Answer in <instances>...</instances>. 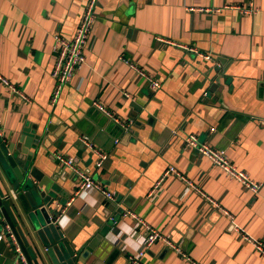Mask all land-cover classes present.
Listing matches in <instances>:
<instances>
[{
    "label": "crops",
    "instance_id": "obj_1",
    "mask_svg": "<svg viewBox=\"0 0 264 264\" xmlns=\"http://www.w3.org/2000/svg\"><path fill=\"white\" fill-rule=\"evenodd\" d=\"M86 3L0 0V76L27 97L0 81V136L8 144L40 133L36 163L70 193L64 204L55 200L51 230L18 220L30 257L60 264L61 241L73 252L90 244L84 264H127L137 250L143 264H264L243 239L264 242V0H97L85 62L51 102L54 36H73ZM188 134L223 150L258 192L184 147ZM84 137L93 149L81 150ZM57 154L71 156L114 199L99 188L76 195L81 179ZM170 166L194 187L169 174L149 196ZM0 174L8 193L1 166ZM128 211L181 253L160 238L144 246L146 229ZM0 235L1 259L15 257V240L6 228Z\"/></svg>",
    "mask_w": 264,
    "mask_h": 264
},
{
    "label": "built area",
    "instance_id": "obj_2",
    "mask_svg": "<svg viewBox=\"0 0 264 264\" xmlns=\"http://www.w3.org/2000/svg\"><path fill=\"white\" fill-rule=\"evenodd\" d=\"M97 0H87L85 9L81 16L80 21L78 22L75 32L71 38L62 37L59 34L54 36V52H55V61L52 69V76L55 79L54 90L51 95V102H55L58 98L62 87L67 84L73 78L75 72L84 64L85 62V48L88 41L89 33L95 18V6ZM243 12H250L248 7L240 8ZM189 50L196 51L195 48L186 47ZM0 81L4 83L11 92L16 94L21 99H27V97L20 92V90L11 82H9L3 76H0ZM148 82L151 88L159 87L158 80H154L148 77ZM94 105L98 106L101 110L107 113L110 118H112L116 122H120L124 125V122L119 118L115 117L114 114L107 112L105 108L101 106V104L94 101ZM1 132V126H0ZM84 146L88 149H93L94 145L87 138H81ZM184 147H191L196 149L199 153L204 155L208 160L212 163L219 166L226 176L231 179L237 181L244 188H247L252 193L258 192L260 185L255 182L245 171L237 168L226 156L223 150L214 148L207 143H202L198 140L197 136L194 134H188L184 137ZM99 154V158L96 161V166H101L102 161L104 159V154L100 151H97ZM56 158L66 167H68L73 173L77 175L78 178L81 179L78 188L75 190V194H81L87 190H91L93 188H100L99 184L93 179V177L85 171L83 168L77 166L76 162L71 156H63L61 154H57ZM169 174H175L182 180L186 181L188 186H193L191 181L187 180V178L177 170L176 167L170 166L165 169L159 178L154 182L152 188L149 190V196H156L161 190V183ZM194 187V186H193ZM12 195L15 196L14 192L11 191ZM101 193L106 200H113L114 194L106 189H101ZM128 214L134 219L144 226L146 229L147 235L143 241L144 246H149L158 238L163 239L168 245L173 247L175 250L181 253L179 246H176L168 237L163 236L158 230L153 228L150 224L145 222L142 218L137 216L133 211H128ZM6 232L10 236L11 239H14L13 234L10 232L9 227H6ZM2 239V235H0V240ZM243 239L251 242L253 246L264 254V242L260 240H254L250 236L243 234ZM16 242V241H15ZM17 244V243H16ZM18 246V245H17ZM17 257H19L24 263L25 259L20 252L19 247H17ZM183 255V254H182ZM142 256V251L137 250L135 254H132L128 258L127 264H143L140 260ZM26 264V263H25ZM195 264V263H191ZM197 264V263H196Z\"/></svg>",
    "mask_w": 264,
    "mask_h": 264
},
{
    "label": "water",
    "instance_id": "obj_3",
    "mask_svg": "<svg viewBox=\"0 0 264 264\" xmlns=\"http://www.w3.org/2000/svg\"><path fill=\"white\" fill-rule=\"evenodd\" d=\"M118 126L121 127L120 125ZM121 129L124 131L123 127ZM41 138V134L37 133L31 137L30 142L20 138L19 141L23 144H20V142H9L6 144L3 141V136H0V166L12 187L10 192H4L6 185L0 174V232L9 227L26 264H39V262L37 259L30 257L31 251L21 232L18 220L24 221V217L27 216L37 230L42 226H48L49 230H51L50 224L56 212L55 200L63 198L61 203L64 204L70 196V193L59 184L55 174H47L36 163L35 153ZM93 140L100 145L96 138ZM84 149L85 146L81 143V150ZM80 153L79 149L78 154ZM75 162L77 161L75 160ZM11 191L14 192L15 196L12 195ZM110 226L111 223L106 222L104 229L108 231ZM49 230L46 231L49 232ZM39 234L42 236L41 231H39ZM56 246L60 250V264H84L85 255L88 251H93L90 244H86L77 252L67 249L61 241H57ZM53 251L57 250L53 248ZM50 253H52V250ZM1 256L0 264H25L17 257L16 250L15 257Z\"/></svg>",
    "mask_w": 264,
    "mask_h": 264
},
{
    "label": "clouds",
    "instance_id": "obj_4",
    "mask_svg": "<svg viewBox=\"0 0 264 264\" xmlns=\"http://www.w3.org/2000/svg\"><path fill=\"white\" fill-rule=\"evenodd\" d=\"M60 223H61V225L63 226V220H62V219H61Z\"/></svg>",
    "mask_w": 264,
    "mask_h": 264
}]
</instances>
